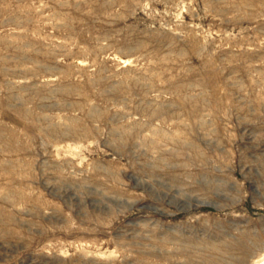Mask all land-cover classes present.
I'll return each instance as SVG.
<instances>
[{"label":"rangeland","instance_id":"obj_1","mask_svg":"<svg viewBox=\"0 0 264 264\" xmlns=\"http://www.w3.org/2000/svg\"><path fill=\"white\" fill-rule=\"evenodd\" d=\"M0 264H264V0H0Z\"/></svg>","mask_w":264,"mask_h":264}]
</instances>
